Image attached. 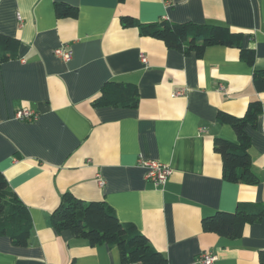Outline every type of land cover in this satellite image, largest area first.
<instances>
[{"label":"crops","instance_id":"1","mask_svg":"<svg viewBox=\"0 0 264 264\" xmlns=\"http://www.w3.org/2000/svg\"><path fill=\"white\" fill-rule=\"evenodd\" d=\"M56 2L77 16L57 18ZM124 16L226 26L253 49V66L231 47H207L201 58L172 51L122 26ZM0 35L18 41L16 57L0 64V172L31 217L24 247L0 236V264H120L117 248L52 228L64 193L105 202L168 264H201L204 253L212 264H259L264 218L232 241L204 232L201 221L238 203L264 204V91L252 81L264 69V0H0ZM62 45L70 61L54 55ZM108 81L135 85L137 106L92 107ZM252 101L261 112L246 133L259 182L229 183L212 144L236 135L217 113L243 117ZM22 109L36 119H15ZM138 157L168 165L167 182L145 181Z\"/></svg>","mask_w":264,"mask_h":264},{"label":"trees","instance_id":"2","mask_svg":"<svg viewBox=\"0 0 264 264\" xmlns=\"http://www.w3.org/2000/svg\"><path fill=\"white\" fill-rule=\"evenodd\" d=\"M119 3L123 0H118ZM57 18H74L77 9L63 2L54 4ZM124 27L135 28L141 36L160 40L167 49L182 54L194 53L201 58L204 50L211 46H225L240 51V59L253 66V49L242 48V33L232 32L226 26L197 25L194 23H172L159 20L142 24L131 17H121ZM18 41L0 35V64L16 57ZM252 81L256 90L264 91V69H255ZM135 85L108 81L103 84L92 107L135 108L138 92ZM261 112L260 103H249L243 117L218 112V124L231 127L236 142L221 138L213 140L212 148L222 161V177L226 182L256 185L259 178L251 167L249 155L250 139L246 127H254ZM0 172V236L10 240L13 246L24 247L31 231V217L26 205L8 187ZM60 203L50 215V223L56 232L69 231L76 239L86 240L90 245L115 247L120 254V264H168L166 257L155 250L147 238L134 224L118 221L113 209L103 201L84 202L69 193L60 197ZM264 218V204L238 203L233 212L218 211L202 219L204 232L214 233L225 239L239 238L246 225L260 222ZM259 264H264V251L258 252Z\"/></svg>","mask_w":264,"mask_h":264},{"label":"built area","instance_id":"3","mask_svg":"<svg viewBox=\"0 0 264 264\" xmlns=\"http://www.w3.org/2000/svg\"><path fill=\"white\" fill-rule=\"evenodd\" d=\"M54 55L61 59L62 61H70L73 55L72 49L67 45H62L54 50ZM144 60V59H143ZM145 62V60H144ZM184 94L183 91H174L172 97H180ZM37 117L36 113L32 110L22 109L15 113V119L21 121H32ZM136 165L144 170L145 181L151 182L154 186H163L171 174V169L168 165H164L158 161L145 159L143 157H138L136 160ZM99 186H103V181L98 177L97 182ZM201 264H212L215 257L212 255H206L205 253L200 255Z\"/></svg>","mask_w":264,"mask_h":264}]
</instances>
